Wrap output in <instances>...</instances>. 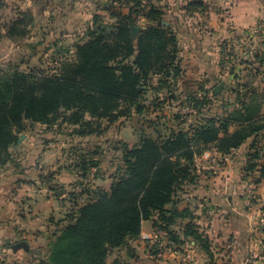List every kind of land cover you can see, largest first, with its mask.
Instances as JSON below:
<instances>
[{
  "label": "trees",
  "instance_id": "16d2710c",
  "mask_svg": "<svg viewBox=\"0 0 264 264\" xmlns=\"http://www.w3.org/2000/svg\"><path fill=\"white\" fill-rule=\"evenodd\" d=\"M109 1L104 10L110 18L93 17L86 40L75 48V62L65 65L61 74L36 76L0 69V166L12 161L9 150L28 124L72 127L74 135L86 138L104 135L121 120L163 114L175 103L188 104L197 113H175L178 126L168 129L164 124L166 134L148 121L157 136L141 128L136 147L123 145L125 170L109 191L91 185L101 165L96 152L80 153L73 169L80 178L78 193L88 202L76 204L70 223L55 234L48 256L38 264H106L113 250L130 252L129 242L140 239L143 224L149 221L179 250L194 242L214 261L210 240L199 232L193 212L177 209L178 198L186 186L196 184V161L205 150L225 157L249 140L247 155L253 164L247 173H257L251 177L256 187L264 181V36L246 44L247 31L222 44L219 69L220 78L229 79L224 86L227 97L212 94L202 84L199 91L188 92L184 102L177 38L163 25L165 13L142 0ZM32 23L21 15L7 26L8 37L26 36ZM132 28H139V33L133 35ZM253 46L256 50L250 49ZM211 97L220 98L215 114ZM78 193L72 194L74 201ZM186 219L190 222L181 225L182 237L171 231ZM159 246L153 245L155 257L163 255Z\"/></svg>",
  "mask_w": 264,
  "mask_h": 264
},
{
  "label": "crops",
  "instance_id": "0c3cea01",
  "mask_svg": "<svg viewBox=\"0 0 264 264\" xmlns=\"http://www.w3.org/2000/svg\"><path fill=\"white\" fill-rule=\"evenodd\" d=\"M53 1L57 6L56 0ZM142 1L145 6H154L165 13L163 25L170 28L177 38L178 59L183 71L180 82L193 80L212 89L222 80L219 69L222 44L264 21V0ZM72 2L74 3L69 8L67 7V14L73 11L76 4L83 3L88 7L85 9L87 13L110 18L104 10L110 4L109 0H72ZM85 11H83L84 15ZM45 14L48 16L47 12ZM26 15L34 20L33 24L28 27L30 32L32 31L31 36L35 34L37 37L44 27L50 29L51 33L54 32L53 27L56 33L59 32L60 26L39 24L38 18H43L40 13L34 12ZM13 17L15 16L8 20V24ZM140 25L144 26L145 22L142 20ZM1 30V33L5 34L3 27ZM255 47H250V49L254 50ZM38 126L42 131L50 132V128L45 125ZM34 127L35 125L30 124L27 126L26 131L23 132L24 136L20 135L17 145L9 150L12 161L0 167V245H3L0 249L10 255L11 264H38L46 259L55 234L70 223L69 215L74 212L76 204H80L79 201L84 202V197L81 200L78 198L77 201L71 198V194L79 192L76 184L80 178L73 166L68 168V164L64 163L75 161L72 160L73 158L69 160L62 156L61 146L54 142L31 139L30 136L35 134L32 131ZM132 128L134 132L135 128ZM106 133L98 138H103ZM119 135L121 137H117L112 145L115 151L107 150V142L100 141L98 138V141L92 142V146H83L87 147V150L95 149L96 160L101 164L99 176L90 180L93 188L110 190L116 178L123 174L124 166H121L124 165L123 145L132 149L138 145L140 140L139 135L136 136V134L134 139H131L130 135V139L125 138L122 132ZM41 137L43 138L44 135ZM251 143L249 140L241 149L229 156L222 157L216 153L217 158L211 161L215 162L214 165L207 168L210 172L212 170L211 173L206 172V166H202L205 157L198 158L196 163L199 177L196 184L189 185L187 190L186 186L178 198L177 209L180 211L189 209L193 212L195 217L193 222L197 225L199 232L204 234L215 247L220 246L231 251L226 262L223 260V254L216 255L213 252L215 264H227L228 261L229 264H264L262 258L264 236L259 237L254 232L259 220L264 218V186L260 189V208L254 216L249 206L250 198L247 196L249 191L247 192L245 186L248 178L245 177L240 166L241 161L247 160L246 153ZM101 147L107 153H113L117 160L109 176L101 175L106 172L102 168L105 153L100 150ZM243 153L246 156H243ZM217 162H222L224 165L219 167L218 164L216 165ZM202 171H204L203 174ZM235 174H240L242 178L237 186L234 184L237 178ZM101 180L103 182L108 180L105 184L107 186L97 184ZM63 190L64 195L55 196L56 192ZM189 222L188 219L180 221L170 229L182 237L181 225ZM160 235L161 233L157 234L153 228L152 221L145 222L140 239L129 242V245L132 249H137L136 244H133L135 242H141L144 245V252L137 254L146 259L145 264H187L188 257L196 258L195 264H207V256L194 242L185 244L179 250V247L169 242L165 236L162 238L164 243L159 242L157 237ZM23 241L28 243L29 253L24 251L14 253L12 246ZM157 243H160L159 247L164 249L161 258L153 255L155 251L152 245ZM188 245L193 247V251L189 247L187 249ZM117 250L120 249L110 253L106 264ZM135 254L136 251L131 250L123 259L127 261V264H138L140 259L138 260ZM119 260H114L113 264H119Z\"/></svg>",
  "mask_w": 264,
  "mask_h": 264
},
{
  "label": "rangeland",
  "instance_id": "374dc122",
  "mask_svg": "<svg viewBox=\"0 0 264 264\" xmlns=\"http://www.w3.org/2000/svg\"><path fill=\"white\" fill-rule=\"evenodd\" d=\"M73 3L74 2H72V0H56L57 6H55V2L53 0H0V69L3 72H7V73L16 70L19 73H24L27 75H36V76H41V75L53 76L64 72L63 67L65 65L70 64V62H75L74 60V54H76L75 48L78 44H81L86 40L85 34L87 32V29L93 25L94 14L87 13L85 9H87L88 7H86L83 3L78 5L76 4V7L73 8V11H69L70 13L67 14L68 11L67 7L69 8L70 5H72ZM83 11H85V15L83 14L84 13ZM34 12L35 13L38 12L43 16V18L41 17L38 18L39 24H43L44 26H46V24L49 25L52 24L53 26L56 25L60 26L59 32L57 33L55 32V27H53L54 28L53 33H51L50 29L44 27V29L41 30L42 33L36 37L35 34L31 36L30 33L32 31L30 32L29 28H27L28 26H26L25 27V29L27 28L26 36L17 37L16 40L10 39L7 35V26L9 25L8 20L12 18V16H15L10 21V23H12L14 21L19 20V17H21V15H26V14L30 15ZM46 12L48 13V16H45ZM52 21L54 22L52 23ZM32 22H34V20H32ZM2 27L3 29H5V34L1 33ZM22 27L23 26H20V28ZM191 81L193 80H189V82L181 81L179 83V87L181 88L180 92L184 94L182 99V101L184 102L186 101L185 99L188 92L190 91L197 92L199 91V88L202 85V83H197L194 81L191 82ZM228 82H229L228 78H222V80L217 85H215L213 89L209 87H205V89L212 90V92H214L215 88L219 84L224 83L226 86ZM224 93H225V87L223 89L222 94L219 97L220 98L222 96L227 97V95L226 94L224 95ZM220 98L218 100H215L211 97V103L213 107L212 110L214 111L213 114H215V112L220 107V102H219ZM178 105L179 104L175 103L171 107L168 106L164 110L163 114L160 113L158 115H148L146 117L135 116L130 118V120L124 122L121 121L113 125L110 131L107 132L103 138L92 136L93 138L89 137V138L81 139L78 136L74 135L72 127H68V128L54 127L50 129V132L47 131L45 132L42 131L41 127L38 125H35V127L33 128L32 131L35 134H33V136H30V138L39 141L40 140L47 142L52 141L55 144H58L59 146H61L60 152L62 156H64L66 159L69 160L72 159L73 156H75V158L72 159L74 161L78 158V156H80V153L84 151L85 154H87V152L88 153L96 152L95 149L91 147L90 150H87L88 148L87 147L85 148L83 146L84 145L92 146L93 144L92 142H94V140H97V138L100 141L103 140L107 142V146H108L107 150L111 149L112 151L113 150L115 151V148H113L112 145L116 142L117 137H121L119 135L121 132L125 136V138H129L130 135V138L134 139L136 136L140 134L141 128H143L145 129V132H147L151 136L156 137L157 132H155L154 129L149 128L147 123L148 121L153 122L154 124H158L157 127L158 131L161 134H166V129H165L166 127H164L165 126L164 124H166L168 129L172 127L177 128L178 122L176 120H173L175 116L174 114L178 113L180 110L183 111L188 110V104H184L183 105L184 107H178ZM207 112H208V107H205V109L203 110V114H207ZM190 119L192 120V118ZM102 123L106 124L104 121ZM132 127L135 128L134 132L132 130L133 129ZM20 135H23V133H21ZM43 135L44 137L42 138L41 136ZM109 144L111 145L109 146ZM100 150H103L102 147ZM103 152L105 153L104 155L105 158L102 163L103 165L102 168L106 172L101 173V175L103 174L104 176L105 175L109 176L112 167L117 164V160L115 159V155L113 153H109V152L107 153L105 150H103ZM248 152L249 150L247 151L246 154H248ZM246 154L243 153L242 155L246 156ZM215 156L216 153L214 151L210 149L205 150L202 153V157H205L202 166H206V169L209 166H213L215 162L212 163L211 161L217 158ZM246 158H247L246 160L247 162L245 160L241 161L240 163H242V165L240 166H241V170H243L245 173V177L248 178L247 181H245L247 192L249 191V187L253 186V188L249 191V194L247 196H249L250 198L249 206L252 209L251 211L255 216L260 208V204H261L260 189L263 188L264 184L260 185L259 187H256L253 184L252 180L255 179H251V177L254 176V178H256L257 176L253 174H247V172H249L248 168L253 164V160H250L248 155L246 156ZM64 164L65 165L68 164V168L75 165L74 163H64ZM217 164L219 167H222L224 165L222 162L221 163L217 162L216 165ZM121 168L122 167H120V169ZM122 170L125 169L122 168ZM207 171L209 170L207 169L206 172ZM203 172L204 171H202L201 173L203 174ZM202 174L200 175L202 176ZM235 175L237 178L236 181H234V184L235 186H237L238 182L241 181L242 178L240 177V174H235ZM107 183L108 180H106L105 182H103L102 180L97 182V184H100L101 186H103L102 184L105 185ZM187 188L188 186L186 187V190ZM75 196H77V198L79 197L81 200V196L79 193L75 194ZM86 201L87 200L84 198V202ZM84 202L81 203V201H79L80 204L78 205H82ZM160 236L157 237V240H159V242L161 243H164V240L162 239L164 238L163 237L164 235L161 234ZM133 244L134 245L136 244L137 249H132V247L130 246L129 247L131 250L136 251V254L137 253L142 254V252H144V245L141 244V242H135ZM209 245L211 252H214L216 255L223 254V260L225 262L226 259L227 260L229 259L231 251H228L227 248H222L220 246L215 247V245L211 244V241ZM188 247L191 248V251H193L192 250L193 247H191V245H188L187 249ZM18 252H23V251H18ZM127 252H128L127 248H121L120 250L115 251L113 255H111L109 258L110 263L108 262L107 264H113L114 260H119V258H120V260L118 261L119 264H127V261L123 259L126 258ZM136 256H138L137 257L138 260L140 259V262H138V264H145L144 260L146 259L141 258L142 256H139L138 254ZM206 260L208 261L207 264H215L214 261H211L209 258ZM194 261H196V258L192 259V261L188 262L187 264H195ZM10 262H12L11 257L10 255H7L5 257V261L2 264H11ZM227 264H229V261Z\"/></svg>",
  "mask_w": 264,
  "mask_h": 264
},
{
  "label": "built area",
  "instance_id": "2783aa9c",
  "mask_svg": "<svg viewBox=\"0 0 264 264\" xmlns=\"http://www.w3.org/2000/svg\"><path fill=\"white\" fill-rule=\"evenodd\" d=\"M244 35V41L246 44H253L260 38L264 36V21L260 22L257 26H255L253 29L249 30L247 33L243 34ZM228 76V73L225 74ZM183 114H196L197 112L189 107L188 110H182ZM253 188V186L249 187V191ZM255 234L258 235L259 237L264 236V218H261L259 220V223L257 227L255 228ZM6 253L4 250L0 249V264H2L5 261ZM158 257H162V254H159ZM192 261V258L188 257L187 262Z\"/></svg>",
  "mask_w": 264,
  "mask_h": 264
},
{
  "label": "water",
  "instance_id": "95a60500",
  "mask_svg": "<svg viewBox=\"0 0 264 264\" xmlns=\"http://www.w3.org/2000/svg\"><path fill=\"white\" fill-rule=\"evenodd\" d=\"M132 32H133V35H137L138 32H139V30H138V28H132ZM224 86H225L224 83L219 84V85L215 88V90H214V92H213L214 95H216V96L221 95L222 92H223ZM21 139H22V138H21ZM64 194H65V191L63 190V191H60V192H56V193H55V196H62V195H64ZM11 249H12V251H13L14 253H17L18 251H24L25 253H29V251H30V247H29L28 243H27V242H24V241L15 244L14 246H12Z\"/></svg>",
  "mask_w": 264,
  "mask_h": 264
}]
</instances>
